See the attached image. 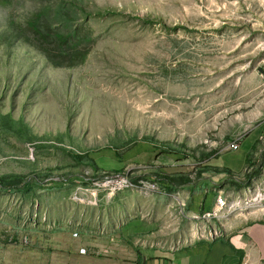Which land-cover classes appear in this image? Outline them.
Instances as JSON below:
<instances>
[{"label": "rangeland", "instance_id": "rangeland-1", "mask_svg": "<svg viewBox=\"0 0 264 264\" xmlns=\"http://www.w3.org/2000/svg\"><path fill=\"white\" fill-rule=\"evenodd\" d=\"M105 149L115 157L98 170L70 157ZM11 173L44 185L0 189V264H65L73 241L95 256L135 249L126 229L165 201L157 224L175 249L264 218V0H0V175ZM156 173L193 184L169 191ZM119 174L135 186L96 185ZM219 195L228 206L212 218L187 211Z\"/></svg>", "mask_w": 264, "mask_h": 264}, {"label": "crops", "instance_id": "crops-1", "mask_svg": "<svg viewBox=\"0 0 264 264\" xmlns=\"http://www.w3.org/2000/svg\"><path fill=\"white\" fill-rule=\"evenodd\" d=\"M214 205L212 202L211 207L206 209L201 199L198 201L193 198L186 206L189 213H197L202 208L209 212ZM157 206L158 204L148 209L151 213L146 223H150V227L155 229L149 231V235L138 236L141 229L148 227L146 223L139 222L142 219L131 223L126 229L125 237L128 236L131 242L134 240L135 244H139H134L135 249L127 251L110 248L98 256L86 254V250L84 254H79L78 250L84 247L73 241L67 249L65 264H264V218L254 221L237 234L212 240L201 236L197 238V242L185 243L181 248L175 249L167 244L168 231L157 224L163 222L164 212L169 209L168 202H162L160 209ZM145 238L150 243L148 249L142 247L146 242L143 241ZM84 244L93 245V242L86 240Z\"/></svg>", "mask_w": 264, "mask_h": 264}, {"label": "trees", "instance_id": "trees-1", "mask_svg": "<svg viewBox=\"0 0 264 264\" xmlns=\"http://www.w3.org/2000/svg\"><path fill=\"white\" fill-rule=\"evenodd\" d=\"M37 17L31 18L29 20V25L27 26V30L31 31L35 27V20ZM40 42H34L32 41L35 46L41 51L47 52L43 48L42 45H40ZM48 53V52H47ZM160 149L161 154H164L168 158L175 159L177 162L180 161H186L188 156L181 157V151H178L172 147L163 146V147H156ZM157 149V150H158ZM115 154H112V151L109 149L102 150L100 152H89L85 153L84 155H75L72 154L70 157L76 162V163H82L84 159L88 160L90 164L98 170V159H104V158H112ZM108 160V159H106ZM129 160V158H128ZM220 171V170H219ZM117 173H122L123 171H116ZM110 174V172H109ZM154 177V179L158 180L162 184L165 185V188H167L169 191H176L180 187L187 188V186L192 185V179L190 178V175L185 174H178V175H169L164 173H156L155 175H151ZM99 179L98 177L92 178V181ZM67 180H55L53 182L54 187H62L64 184H66ZM134 181H138V179H133ZM44 185L42 179H37L35 182H31L30 177L27 174L22 173H11V174H4L0 175V189L1 190H10V191H16V192H29L34 187L42 186Z\"/></svg>", "mask_w": 264, "mask_h": 264}, {"label": "built area", "instance_id": "built-area-1", "mask_svg": "<svg viewBox=\"0 0 264 264\" xmlns=\"http://www.w3.org/2000/svg\"><path fill=\"white\" fill-rule=\"evenodd\" d=\"M240 145H241L240 141L233 140L228 144V146L226 147V150L227 151H237L239 150ZM96 185L99 187L107 188L113 193H116L117 191L127 190L135 186V184L127 176L121 175V174L117 176L106 177L100 183H96ZM144 186L146 187V189H148L151 192L159 191L157 182H145ZM215 205L217 209L214 210V212L204 213L203 215L204 218H206V216H209V218H212V216H215L220 209L227 207L228 206L227 196L219 195L216 200ZM72 235L74 238L77 237V233H73ZM78 252L79 254H84L85 249L80 248Z\"/></svg>", "mask_w": 264, "mask_h": 264}, {"label": "bare ground", "instance_id": "bare-ground-1", "mask_svg": "<svg viewBox=\"0 0 264 264\" xmlns=\"http://www.w3.org/2000/svg\"><path fill=\"white\" fill-rule=\"evenodd\" d=\"M260 194H261V193H260ZM259 196H260V195H259ZM257 199H258V200H260L261 198H260V199H259V198H257ZM257 204H258V203H257Z\"/></svg>", "mask_w": 264, "mask_h": 264}]
</instances>
